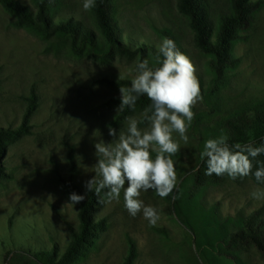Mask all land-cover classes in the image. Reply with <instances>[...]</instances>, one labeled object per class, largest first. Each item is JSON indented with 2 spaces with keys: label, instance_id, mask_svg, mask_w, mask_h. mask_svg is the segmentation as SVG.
Returning a JSON list of instances; mask_svg holds the SVG:
<instances>
[{
  "label": "rangeland",
  "instance_id": "1",
  "mask_svg": "<svg viewBox=\"0 0 264 264\" xmlns=\"http://www.w3.org/2000/svg\"><path fill=\"white\" fill-rule=\"evenodd\" d=\"M18 1L36 12L37 0ZM261 1L246 27L232 29L226 51L237 62L218 74L209 68L210 56L195 46L177 0L109 1L113 27L132 48H158L167 39L165 32L174 39L196 67L202 99L192 109L188 143L175 134L180 150L172 156L178 177L173 193L161 198L153 190L141 192L144 204L157 209V224L150 225L142 212L132 217L125 208L123 190L119 201L111 203L101 193L90 213L93 221L103 219L105 226H93L86 244L67 264H234L231 257L238 264H264V256L249 245L218 243L242 229L248 215L264 222V199L251 197L257 188H264L254 176L264 154L253 160V174L244 178L207 175L198 165L207 140L251 134L234 116L253 113L264 100ZM82 5L83 0H58L49 18L53 22L71 18L100 39L93 9L84 11ZM199 5L214 34L222 19L233 14L230 0H200ZM16 21L0 5V128L21 125L32 94L36 107L25 123L26 132L3 142L0 264H40L24 254L6 258L7 252L14 251L40 252L45 264H60L80 223V203H70L71 190L65 181L71 180L88 198L85 184L96 174L95 143L113 140L109 126L117 134L126 131V117L139 118L151 101L138 100L135 111H116L119 88L126 87L120 81L131 82L137 74V55L112 50L99 60L86 50L77 54L68 37L46 36L38 26ZM139 127L148 125L142 122Z\"/></svg>",
  "mask_w": 264,
  "mask_h": 264
},
{
  "label": "clouds",
  "instance_id": "2",
  "mask_svg": "<svg viewBox=\"0 0 264 264\" xmlns=\"http://www.w3.org/2000/svg\"><path fill=\"white\" fill-rule=\"evenodd\" d=\"M82 7L84 11L96 7V0H83ZM157 62L159 66L155 68L149 66L147 59L139 62L130 87L119 88L117 112L135 111L141 96H146L151 104L143 109L139 118L126 117V131L120 130L117 134L109 126L113 140L95 143L96 174L85 184L87 191L97 197L104 192V201L108 203L119 201L123 190L128 213L136 217L142 212L152 226L157 224L160 215L156 208L144 204L141 192L153 190L161 198L173 193L178 177L172 156L180 150L179 140L188 143L187 131L195 115L192 109L202 99L196 67L176 48L173 40H163L158 47ZM142 122L148 127L141 129ZM261 154H264V143L259 146L255 143L229 144L228 137L223 135L207 140L202 152L207 158V175L226 174L232 179L252 175L253 160ZM257 164L255 180L264 184V163L257 161ZM251 197L264 199V188H257ZM68 199L76 205L83 202L85 196L71 193Z\"/></svg>",
  "mask_w": 264,
  "mask_h": 264
},
{
  "label": "trees",
  "instance_id": "3",
  "mask_svg": "<svg viewBox=\"0 0 264 264\" xmlns=\"http://www.w3.org/2000/svg\"><path fill=\"white\" fill-rule=\"evenodd\" d=\"M109 1L110 0H96V7L92 8L100 29V39L92 30L82 28L80 23L73 21L71 18L59 22L51 21L49 14L57 5L58 0H37V10L35 13L28 5L18 0H0V5L5 11L17 18L16 22L18 25L38 26L46 36L57 34L68 37L70 39L72 51L77 54L86 50L91 56L99 60H105L110 51L116 50L119 53L130 56L137 55L139 62L147 59L150 67H158V48L148 45L132 48L118 37L111 20V5ZM199 2L200 0H177V7L178 10L188 18V24L193 33L195 46L200 51L210 56L209 68L211 71L218 74L223 67H232L237 62V59L231 57L226 51L227 41L232 38V29L235 27H246L251 21L253 14L260 7L262 1L230 0L233 14L222 19L218 32L215 34L212 24L203 15ZM165 34L167 39L174 41L168 33L165 32ZM175 45L181 52L176 42ZM162 59L163 57L161 56V60ZM107 82L110 84H117L113 83V81ZM120 84L130 87L131 82L122 80ZM145 100H148L146 96H141L139 99V101ZM28 101L20 126L16 128H0V158L5 150L3 145L4 140L13 136H19L26 132L25 123L36 107L35 96L32 94L28 98ZM234 119L249 128L251 134L244 135L242 139L228 138L229 144L255 143L259 146L261 143H264V100L254 108L253 113H240L235 115ZM198 165L207 170V158L202 156L198 161ZM65 184L69 187L71 193L82 195L71 180L65 181ZM96 203L97 196L92 192H89L88 198H85V200L80 203L78 213L80 220L79 229L77 232L75 230L72 231V240L63 252L59 260L60 264H67L70 262L77 250L86 244L87 237L93 226L99 229L104 228L103 219H98L97 221L92 220L90 211L93 210V205ZM186 226L188 228L190 227V225L187 224ZM218 243L227 246L235 243L249 245L260 255L264 256V222L258 219L255 214L248 215L244 220L242 229H238L236 232L231 233L228 238L221 239ZM130 251L132 252V249ZM10 254H12V256L24 254L27 258L35 259L40 264H45L42 260L44 256H42L40 252L35 255L24 253V251L7 252L6 258ZM231 259L234 264H238L236 257H231Z\"/></svg>",
  "mask_w": 264,
  "mask_h": 264
}]
</instances>
